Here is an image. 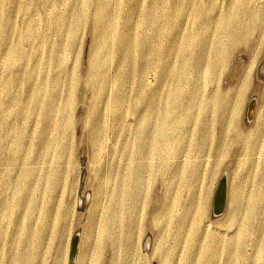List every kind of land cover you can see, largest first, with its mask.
Listing matches in <instances>:
<instances>
[{
  "label": "rangeland",
  "instance_id": "374dc122",
  "mask_svg": "<svg viewBox=\"0 0 264 264\" xmlns=\"http://www.w3.org/2000/svg\"><path fill=\"white\" fill-rule=\"evenodd\" d=\"M86 229L81 264H264V0L0 2V264Z\"/></svg>",
  "mask_w": 264,
  "mask_h": 264
},
{
  "label": "bare ground",
  "instance_id": "6f19581e",
  "mask_svg": "<svg viewBox=\"0 0 264 264\" xmlns=\"http://www.w3.org/2000/svg\"><path fill=\"white\" fill-rule=\"evenodd\" d=\"M0 2L2 3V2H4V0H0ZM234 11V10H233ZM230 12V14H232L231 13V11H229ZM235 14V13H234ZM238 14H239V12H238ZM237 14V15H238ZM227 16V15H226ZM230 16V15H229ZM228 17V16H227ZM227 17H226V19H227ZM222 19V18H221ZM230 19V18H229ZM227 21V20H226ZM74 27V26H73ZM74 29V28H73ZM75 30V29H74ZM31 32V31H30ZM34 32V31H33ZM32 32V33H33ZM36 32V31H35ZM226 32V31H225ZM222 33V32H221ZM35 34V33H34ZM33 34V35H34ZM247 34V33H246ZM221 38V37H220ZM221 41V40H220ZM224 47V46H223ZM218 49V48H217ZM222 49V48H221ZM224 49V48H223ZM218 51V50H217ZM220 51H222V50H220ZM220 53V52H219ZM99 55V54H98ZM97 55V56H98ZM100 59V58H99ZM96 61V60H95ZM100 61V60H99ZM98 63V62H97ZM100 65V64H99ZM36 97V96H35ZM211 98V97H210ZM257 103V102H256ZM255 106H256V104H255ZM255 106L253 107V113H255L254 111H255ZM158 141V140H157ZM223 198H224V195L222 194V193H220L219 191H218V193H217V197H216V200H215V208H221V207H223L224 208V211L226 210V207H227V199L226 200H223ZM218 203V204H217ZM121 208V207H120ZM234 216V215H233ZM235 217V216H234ZM114 225V224H113ZM92 226H94V225H92ZM90 227V226H89ZM117 228V227H116ZM89 229V228H88ZM88 229H86L85 230V232H84V236H83V241H84V243H83V246H84V248L82 247V250H81V252L78 254V252H77V247L79 248V242H78V237H77V245H76V249H75V256H74V258H73V261H72V259H71V256H70V263L69 264H71V262H72V264H81V262H82V259H84L85 260V257L87 256V254H86V250L87 249H89L87 246H86V244L90 241V239H91V232H90V230H91V228H90V230H88ZM118 229V228H117ZM113 231H115V230H113ZM115 232H117V231H115ZM114 233V232H113ZM112 237H113V235H112ZM115 238V237H114ZM114 238H113V240H114ZM112 240V239H111ZM113 242V241H112ZM113 243H115V242H113ZM72 252V251H71ZM85 256V257H84ZM83 260V261H84Z\"/></svg>",
  "mask_w": 264,
  "mask_h": 264
},
{
  "label": "water",
  "instance_id": "95a60500",
  "mask_svg": "<svg viewBox=\"0 0 264 264\" xmlns=\"http://www.w3.org/2000/svg\"><path fill=\"white\" fill-rule=\"evenodd\" d=\"M255 104H256V99H252L251 102L249 103V106H250V109L248 111V118L249 119H253V107L255 106ZM218 191L224 195L223 200H226L228 192H227V181H226L225 177L221 180V182L219 184ZM213 212L215 215H220L224 212V208L223 207L215 208ZM76 245H77V235L73 239V247H72V252H71L72 261H73V258L75 256ZM71 264H72V262H71Z\"/></svg>",
  "mask_w": 264,
  "mask_h": 264
}]
</instances>
